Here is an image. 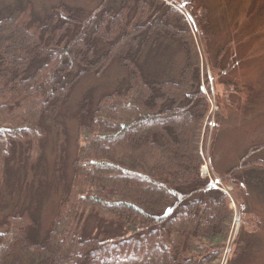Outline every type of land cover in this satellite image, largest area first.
Listing matches in <instances>:
<instances>
[{
    "label": "trees",
    "instance_id": "1",
    "mask_svg": "<svg viewBox=\"0 0 264 264\" xmlns=\"http://www.w3.org/2000/svg\"><path fill=\"white\" fill-rule=\"evenodd\" d=\"M170 2L0 0V264H222L235 212L201 175L209 21L186 1L197 47ZM112 66L120 82L80 90ZM262 152L222 175L237 212L247 190L264 198Z\"/></svg>",
    "mask_w": 264,
    "mask_h": 264
},
{
    "label": "rangeland",
    "instance_id": "2",
    "mask_svg": "<svg viewBox=\"0 0 264 264\" xmlns=\"http://www.w3.org/2000/svg\"><path fill=\"white\" fill-rule=\"evenodd\" d=\"M37 1L52 4L60 0ZM186 1L194 2L196 8H205L209 21V31L204 34L209 44V51L205 45L206 58H209L210 52L211 64L215 57H218L216 63L221 62L217 71L201 53V75L203 79L204 75L209 79L210 91L209 121L204 140L207 150L203 152L201 175L209 178L218 190L225 192L230 199V208L235 212L222 264H264V198L256 191L247 190V200L237 212L231 197L233 186H226L222 182V175L241 162L250 148L264 144V0H171L169 6L188 20L186 25L199 47L202 33L195 29V18L199 13L192 12L195 9H189ZM223 48L226 49L224 53ZM207 61L209 65L205 66ZM143 63L144 72L145 67L148 71ZM101 78L83 82L80 90L92 85L95 95H99L120 82L124 75L112 66ZM69 126L73 127V124L69 123ZM257 159L264 160V152L248 158L250 161ZM262 192L264 195V189ZM45 213L47 224L51 217L49 208ZM248 213L260 220L259 229L248 226L245 215ZM242 227L256 240L247 260L238 262L232 251Z\"/></svg>",
    "mask_w": 264,
    "mask_h": 264
},
{
    "label": "built area",
    "instance_id": "3",
    "mask_svg": "<svg viewBox=\"0 0 264 264\" xmlns=\"http://www.w3.org/2000/svg\"><path fill=\"white\" fill-rule=\"evenodd\" d=\"M187 22H188V20H187Z\"/></svg>",
    "mask_w": 264,
    "mask_h": 264
}]
</instances>
